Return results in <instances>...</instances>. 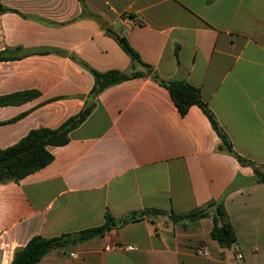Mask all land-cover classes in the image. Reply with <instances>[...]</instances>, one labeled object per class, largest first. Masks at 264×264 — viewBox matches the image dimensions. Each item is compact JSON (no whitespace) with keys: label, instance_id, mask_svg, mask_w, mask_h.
<instances>
[{"label":"crops","instance_id":"1","mask_svg":"<svg viewBox=\"0 0 264 264\" xmlns=\"http://www.w3.org/2000/svg\"><path fill=\"white\" fill-rule=\"evenodd\" d=\"M0 2L18 11L0 13V51L65 53L0 61V95L40 92L0 106V122L18 118L0 125V147L33 128H56L95 102L70 142L51 147L49 165L0 183V264H10L36 235L79 232L103 225L107 215L201 207L237 178L239 186L225 197L237 234L230 247L211 236V217L184 225L156 215L56 248L38 264H264V182L221 149L203 110L194 105L181 115L168 89L148 76L93 99V75L71 57L100 71L131 72L132 59L112 33L125 36L161 78L199 87L236 152L264 163V0ZM198 243L208 256L195 252ZM120 245L136 249L114 248Z\"/></svg>","mask_w":264,"mask_h":264},{"label":"trees","instance_id":"2","mask_svg":"<svg viewBox=\"0 0 264 264\" xmlns=\"http://www.w3.org/2000/svg\"><path fill=\"white\" fill-rule=\"evenodd\" d=\"M80 1L84 3L85 0ZM6 12L18 11L14 8L5 6L0 2V13L2 14ZM112 34L121 48L132 59L134 68L131 72H124L118 69L100 71L91 67L82 60H77L73 55H71L72 59L77 61L93 75L94 84L89 94L93 99L97 98L98 95L107 88L123 81L138 77H151L160 85L168 89L181 115L185 116L192 106H199L207 115L212 127L221 138V149L234 156L241 165L253 168L255 173V182H264V163H256L236 152L231 139L223 127L219 124L214 112L203 99L199 87L183 80H166L161 78L150 64L145 63L141 59L139 53L130 45L125 36L114 33ZM15 50L19 51L20 55L10 54L11 51ZM51 52L65 54L63 51L51 48L26 50L23 47L18 46L14 50L7 48L0 51V61L12 60L34 53L45 54ZM39 95L40 92L35 89L0 95V106L23 104L38 97ZM94 107L95 102L87 103L77 114L69 117L60 126L56 128H33L15 144L4 148L0 147V183L20 181L28 175L49 165L55 158L51 147H59L68 144L71 140V132L87 120ZM16 119L18 118L0 122V125L14 122ZM239 182L240 181H238L237 178L226 189L221 198L210 200L205 205L196 207L189 211L176 212L172 210L168 212L164 210L145 209L140 212H132L119 218L107 215L106 222L103 225L84 229L79 232L64 233L51 238L36 235L32 237L25 246L15 250L10 264H38L45 255L56 248L74 246L80 242L93 239L97 236H102L110 229L121 226L127 222L156 215H168L174 223H183L184 225H186L187 222H194L204 217H211L213 221L211 236L222 247H230L237 242V234L225 206V197L239 186Z\"/></svg>","mask_w":264,"mask_h":264},{"label":"built area","instance_id":"3","mask_svg":"<svg viewBox=\"0 0 264 264\" xmlns=\"http://www.w3.org/2000/svg\"><path fill=\"white\" fill-rule=\"evenodd\" d=\"M114 248H122V249H127V250H135L136 249V246H133V245H120V246H115ZM195 252L199 255H202V256H208L209 255V250L208 248L201 244V243H198L196 244L195 246ZM73 257H76L77 255L75 253H72L71 254ZM237 257L238 258H242L243 255L239 252L237 253Z\"/></svg>","mask_w":264,"mask_h":264}]
</instances>
